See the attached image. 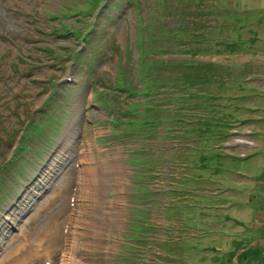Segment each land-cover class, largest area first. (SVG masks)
<instances>
[{
  "label": "rangeland",
  "instance_id": "obj_1",
  "mask_svg": "<svg viewBox=\"0 0 264 264\" xmlns=\"http://www.w3.org/2000/svg\"><path fill=\"white\" fill-rule=\"evenodd\" d=\"M113 1L0 0V134L8 128L13 137L0 140V167L19 136L11 127L30 120L53 83L74 93L54 167L0 207V264H19L46 225L58 228L47 245L52 264H264L259 252L228 256L257 236H240L235 221L250 223L264 201L249 200L264 192V180L258 192L255 182L258 166L264 176V0ZM93 28L87 45L81 36ZM119 70L139 94L124 103L112 89ZM98 84L113 92L106 109L92 99ZM98 152L117 169L92 162L100 179L93 189L87 159ZM4 178L3 195L13 174Z\"/></svg>",
  "mask_w": 264,
  "mask_h": 264
},
{
  "label": "trees",
  "instance_id": "obj_2",
  "mask_svg": "<svg viewBox=\"0 0 264 264\" xmlns=\"http://www.w3.org/2000/svg\"><path fill=\"white\" fill-rule=\"evenodd\" d=\"M124 1L125 0H123V1L120 0V2H118V1L114 0L113 4L118 3V5H121V8H122V7H125L127 4H129L130 6L133 7V4L135 3V0H126V4L124 3ZM87 2L89 4H91V6L93 5V0H87ZM137 3H139V2H137ZM137 17H138L139 21L142 20L141 16H137ZM245 24H247V22ZM245 24H243V25H245ZM243 25H242V27H243ZM139 27H140V30H144L145 29L144 31H146V27L144 25L139 26ZM247 28H248V26H247ZM249 31H252V30L250 29ZM249 31H248V33H249ZM246 32H247V30H246ZM96 35H97L96 30L91 31L90 35L85 39L86 44L87 45H92V42L95 40V36ZM248 36L252 37V38H249L250 41H251V44H252L253 38L256 37L254 35V32H251L250 34H248ZM247 42H248V39L246 41H245V39H242V38L238 39V43H245V45H246ZM144 44H146V41L144 39H142V38H138L137 39V46L138 45L142 46ZM139 54L140 55H144L145 53L143 51H140ZM176 61L177 62L178 61L182 62L184 60L176 59ZM184 71H187V69H184ZM188 77H190V76L183 77L185 82H183L182 87L186 91V93H189V95H190V78H188ZM198 77H199V75H198ZM122 81L123 80H121L119 82V84L122 83ZM160 85L165 87L166 84H165V82H163ZM155 94H158L157 89H156V92H154V95ZM141 95L145 99V102H144L145 108L147 107L148 109H152V111H153L154 107H152L151 105H148V104H154V102L151 100L152 99L151 92H149L148 90L147 91L143 90L141 92ZM183 101H185V99H183ZM189 106H190V103H189L188 107ZM183 107H187V104L183 105ZM47 108H48V110L45 112V115H44V118H43V123L31 128V136L34 137V140H38V141H41V142L43 141L45 144L50 145L51 142H52V139L54 138V136L58 132V127L59 126H58V123L56 121L55 116L53 115L54 114L53 112L56 111L59 108V106H58V103L55 102V100H53V101H51L49 103V106ZM64 114L65 115L67 114L66 110L64 111ZM63 117H64V115H63ZM45 134H46V138H42L41 136L45 135ZM41 139H43V140H41ZM22 147H25V145H22Z\"/></svg>",
  "mask_w": 264,
  "mask_h": 264
},
{
  "label": "crops",
  "instance_id": "obj_3",
  "mask_svg": "<svg viewBox=\"0 0 264 264\" xmlns=\"http://www.w3.org/2000/svg\"><path fill=\"white\" fill-rule=\"evenodd\" d=\"M246 22L248 23L247 19H238V18H236V21H235V23H239V25L240 24H245ZM260 166L264 167V164L261 163ZM255 180H256L255 182L257 183V187L256 188H257V192H258V188H259V186L262 185L261 182H263V180H264V176H262L260 174V167L259 166H258V174L256 175ZM259 195L261 197H264V192L260 191V194H257L256 198L250 196L249 197L250 203H252V204L253 203L254 204L257 203L259 201V197H260ZM252 198H254V199H252ZM248 203H249V201H248ZM248 203H247V206L250 204V203L249 204ZM252 215H253V218H252L250 223L244 222L243 220H241V221L237 220L235 222H236V225L240 226V228H241V232L242 233L239 234L240 236H244L245 237L247 231L250 230V229H252L253 232H256L257 236L247 246H243L242 245L243 248L237 249L238 251L235 250L234 252H229L228 256L231 257V259H232V256H231L232 253L236 254V255H238V253H240V259L242 261L246 260L247 257H255V256L256 257H260L258 255H254L257 252H259L261 254V256L264 257V201H263L262 205L256 204L254 206V211H253ZM240 217H242V216H240ZM241 244H244V242H241ZM247 248H251V250H252V251H250L248 253V255H246ZM256 260L257 259H255L254 262Z\"/></svg>",
  "mask_w": 264,
  "mask_h": 264
},
{
  "label": "bare ground",
  "instance_id": "obj_4",
  "mask_svg": "<svg viewBox=\"0 0 264 264\" xmlns=\"http://www.w3.org/2000/svg\"><path fill=\"white\" fill-rule=\"evenodd\" d=\"M237 25H239V24H237ZM242 25L243 24H240V27H242ZM62 106H63V109H65L66 111H68L70 109V104H68L67 101L63 102V105ZM74 110H75V107H74ZM108 160L109 159L107 157L106 158H102L100 156V152L97 153V156H92V159H87V161H89L88 165H90L89 168L87 167V175H90V174L91 175H90V178L89 179H86V183L87 184L89 183V185L92 186L93 189L95 188V184H97L100 181V179L98 178V175H95L93 173L96 170V167H95V165L92 164V162H95V163L97 162L98 164L105 165L104 168H103L104 171L117 169L116 167L109 166L108 165ZM117 166L120 167V164H117ZM85 171H86V169H84V172ZM89 198L90 199L92 198L91 194H90V197ZM46 226H49V225H46ZM48 230L49 229H46V232ZM50 232L47 234V238L45 239V240H47V241H45V242H47V245L49 244V240L51 238H52L51 240H53V239L55 240L56 238H58V229L57 230H53L52 233H50ZM42 238H40L39 240H37L38 241L37 242V249H35L33 252H31V253H34V254L31 255V257L28 259V261L30 259L32 260L34 258V256H35L34 259H37V258L39 259V258L45 257L46 255L49 254L47 245H43L44 244L43 243L44 241H43ZM26 256L27 255H25V257L23 258L24 261L26 260ZM8 257H10V256L8 255ZM28 261H27V264H30V262H28Z\"/></svg>",
  "mask_w": 264,
  "mask_h": 264
}]
</instances>
